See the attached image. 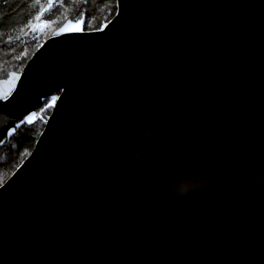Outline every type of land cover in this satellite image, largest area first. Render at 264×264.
<instances>
[{"label": "water", "instance_id": "1", "mask_svg": "<svg viewBox=\"0 0 264 264\" xmlns=\"http://www.w3.org/2000/svg\"><path fill=\"white\" fill-rule=\"evenodd\" d=\"M84 18L0 77V131L56 93L0 184V264H264V0Z\"/></svg>", "mask_w": 264, "mask_h": 264}, {"label": "trees", "instance_id": "2", "mask_svg": "<svg viewBox=\"0 0 264 264\" xmlns=\"http://www.w3.org/2000/svg\"><path fill=\"white\" fill-rule=\"evenodd\" d=\"M46 3L47 0H0V77L11 70H20L41 43L42 40L36 38L31 26L37 17L45 15L47 10L43 8ZM70 4L73 11L69 16L71 19L101 10L103 20L94 29L110 19L116 11V0H75L74 4ZM47 16L51 17V13ZM83 28L89 29L84 27V23ZM42 105L37 107V111L47 118L51 108L41 109ZM21 119L0 131V184L30 152L44 126L37 125L41 117L20 122Z\"/></svg>", "mask_w": 264, "mask_h": 264}, {"label": "rangeland", "instance_id": "3", "mask_svg": "<svg viewBox=\"0 0 264 264\" xmlns=\"http://www.w3.org/2000/svg\"><path fill=\"white\" fill-rule=\"evenodd\" d=\"M67 1L69 4L67 5ZM75 0H47V3L43 10H47L45 15H41L37 17L35 22L31 26L32 32L35 34L38 40H43L45 37L49 36L51 32L58 27L65 19L69 18L73 11L71 10V4H74ZM48 13H51V17H48ZM102 12L100 9L95 10L94 12H89L85 17L86 20L84 22V27L89 29H94L101 20ZM21 70V69H20ZM56 97V93H53L45 98L42 99L41 103L38 106L44 109L45 107H52L54 103V99ZM37 106V107H38ZM35 108L33 111L23 115L19 119L22 121H32L35 120V117H41L42 120L37 123V125L43 126L45 123L46 118L43 116V113H39L37 111L39 108Z\"/></svg>", "mask_w": 264, "mask_h": 264}, {"label": "clouds", "instance_id": "4", "mask_svg": "<svg viewBox=\"0 0 264 264\" xmlns=\"http://www.w3.org/2000/svg\"><path fill=\"white\" fill-rule=\"evenodd\" d=\"M137 158H139V155ZM193 187L194 186L190 184H181L176 186L174 189L166 190L162 195H167L169 191L174 192L175 194H183L184 192L191 190Z\"/></svg>", "mask_w": 264, "mask_h": 264}, {"label": "snow or ice", "instance_id": "5", "mask_svg": "<svg viewBox=\"0 0 264 264\" xmlns=\"http://www.w3.org/2000/svg\"><path fill=\"white\" fill-rule=\"evenodd\" d=\"M78 31H83V29L81 28V29H79Z\"/></svg>", "mask_w": 264, "mask_h": 264}]
</instances>
